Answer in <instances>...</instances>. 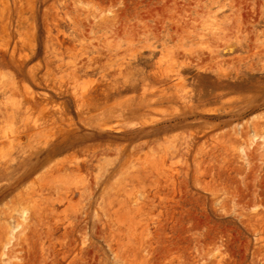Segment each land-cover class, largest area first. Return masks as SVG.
I'll list each match as a JSON object with an SVG mask.
<instances>
[{"label": "rangeland", "instance_id": "rangeland-1", "mask_svg": "<svg viewBox=\"0 0 264 264\" xmlns=\"http://www.w3.org/2000/svg\"><path fill=\"white\" fill-rule=\"evenodd\" d=\"M0 264H264V0H0Z\"/></svg>", "mask_w": 264, "mask_h": 264}, {"label": "bare ground", "instance_id": "bare-ground-1", "mask_svg": "<svg viewBox=\"0 0 264 264\" xmlns=\"http://www.w3.org/2000/svg\"><path fill=\"white\" fill-rule=\"evenodd\" d=\"M10 160V159H9ZM10 165H11V163L10 164H7V162H5V163H3L2 165H1V169H3V170H7L9 167H10ZM25 176V175H24ZM24 176H22V178L24 177Z\"/></svg>", "mask_w": 264, "mask_h": 264}]
</instances>
